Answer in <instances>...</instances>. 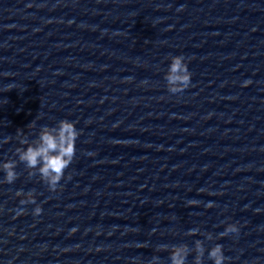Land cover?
<instances>
[{
  "label": "water",
  "instance_id": "95a60500",
  "mask_svg": "<svg viewBox=\"0 0 264 264\" xmlns=\"http://www.w3.org/2000/svg\"><path fill=\"white\" fill-rule=\"evenodd\" d=\"M63 118L83 130L63 187L22 162L0 184V264H170L180 243L194 264L196 239L264 264V0H0V159Z\"/></svg>",
  "mask_w": 264,
  "mask_h": 264
},
{
  "label": "clouds",
  "instance_id": "9594fccd",
  "mask_svg": "<svg viewBox=\"0 0 264 264\" xmlns=\"http://www.w3.org/2000/svg\"><path fill=\"white\" fill-rule=\"evenodd\" d=\"M164 77L167 81V88L172 93L181 92L190 86L192 72L183 54L171 55ZM245 83H250V81H245ZM12 87H15V85L8 84L6 89H11ZM41 115L43 114L41 113ZM36 127V119H34L28 125V128L35 129ZM82 131V129L77 127V121L68 118L60 119L52 125H41L38 133L32 139L27 138V134L23 129H18L17 139H19L20 144L14 150L15 157L0 159V172L4 173L3 177L0 178V184L14 182L20 175L17 171V166L22 162L28 169V175L35 176L38 174L40 180L47 184L51 191L62 188L63 186L60 184V181L65 177V170L76 157L77 141ZM11 138V136H8L0 140V145L7 143ZM68 178H71L70 173ZM16 195L21 197V204L34 203L37 199L34 190L27 193L23 190H18ZM188 203L196 204L198 202L189 200ZM208 206L211 207L212 203L209 202ZM24 211V209H20L17 215ZM42 211V207L36 204L33 214L39 215ZM72 231L75 232L76 229L73 228ZM239 231L240 225L238 223H227L224 230L219 233V236H227L230 233L238 234ZM197 232H199V228H191L188 234L194 235ZM203 235L207 240L217 239L211 232H205ZM194 245V264H204L206 253L207 257L213 261V264H224L229 259L224 253L222 243L217 242L210 248H206L204 240L196 239ZM159 248L169 251L170 264H186V259L191 250V247L186 243L173 244L171 246L161 244ZM159 261L160 256L153 255L148 264H158Z\"/></svg>",
  "mask_w": 264,
  "mask_h": 264
}]
</instances>
